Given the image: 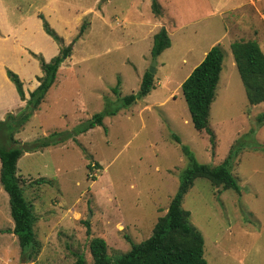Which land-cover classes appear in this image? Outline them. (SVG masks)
<instances>
[{
  "label": "rangeland",
  "instance_id": "obj_1",
  "mask_svg": "<svg viewBox=\"0 0 264 264\" xmlns=\"http://www.w3.org/2000/svg\"><path fill=\"white\" fill-rule=\"evenodd\" d=\"M157 1L159 15L151 0H0L1 121L9 113L20 116L39 83L42 71L32 52L46 60L58 52L39 15L64 44L73 43L39 108L24 123L0 126L2 143L35 148L17 161L40 243L38 255L26 264H71L76 251L90 263L94 237L105 240L111 258L130 249L126 236L133 242L146 239L187 166L182 145L212 166L230 156L240 187L236 192L197 178L184 196L182 206L203 235L207 264H264V121L257 120L264 101L248 102L230 48L234 41L252 39L264 52V2ZM190 2L205 4L210 14L204 8V16L190 22L184 16ZM158 22L171 44L155 59L154 88L106 115L104 125L75 133L94 113L116 110L119 97L139 88L153 59ZM82 24L83 35L72 42ZM218 34L223 36L216 41ZM217 43L224 57L208 117L216 134L212 147L207 133L194 129L180 84L202 52ZM6 69L19 75L24 99ZM12 228L8 195L0 184V264L24 263Z\"/></svg>",
  "mask_w": 264,
  "mask_h": 264
},
{
  "label": "trees",
  "instance_id": "obj_2",
  "mask_svg": "<svg viewBox=\"0 0 264 264\" xmlns=\"http://www.w3.org/2000/svg\"><path fill=\"white\" fill-rule=\"evenodd\" d=\"M151 8L155 15L161 13L157 0H151ZM39 17L42 19L45 33L59 44L58 52L48 60L32 52V55L39 61L42 76L38 79V85L29 92L26 107L20 113L21 115L7 114L5 121L0 120L1 128H4V122L13 123L17 120L19 123H24L27 121L32 112L38 109L44 101L56 79L60 64L72 54L73 43L64 44L63 38L50 27L45 17L43 15ZM84 30L85 26L82 24L72 42L80 38ZM170 44L166 28L160 27L153 34L151 57L156 59ZM230 48L248 102L250 104L263 102L264 52L259 43L252 39L239 40L232 42ZM223 57V48L220 43L211 46L203 59L180 84L194 129L205 131L212 147L216 145V134L208 123V117L215 97ZM6 75L13 83L19 98L24 99L23 82L19 75L10 69H6ZM154 76V73H150L148 69L145 70L139 88L135 92L119 97L116 110L105 108L101 112L94 113L82 127L76 129L75 133H83L97 125H104L103 118L106 115H114L119 110L118 108L131 106L145 97L154 88ZM114 92L117 93V86ZM257 120L264 121V113H261ZM5 139L15 142L12 134H6ZM175 139L177 142L180 141L177 136ZM4 141L0 139V184L8 195L13 220L11 232L17 237L22 255L20 256L24 261L23 264H26L36 258L40 251V243L34 231L36 215L30 201L24 197L20 185L22 179L17 174V161L24 151L28 152V149L31 151L32 146L17 147L2 143ZM48 144L49 142H43L42 146ZM181 149L187 158V166L180 173L177 189L170 199L166 212L157 218L150 235L140 242H133L130 237L126 236L130 242V249L114 258L109 256L105 240L101 237H94L89 242L91 262L88 263L84 254L76 251L73 252L74 261L71 264H207L203 256V235L191 224L190 212L182 206L184 196L197 178L209 180L214 187L222 186L224 189H233L236 192H239L240 187L231 172L230 156L224 158L218 165L212 166L198 162L187 145H182ZM36 180L43 182V178ZM87 233H90L89 229Z\"/></svg>",
  "mask_w": 264,
  "mask_h": 264
},
{
  "label": "crops",
  "instance_id": "obj_3",
  "mask_svg": "<svg viewBox=\"0 0 264 264\" xmlns=\"http://www.w3.org/2000/svg\"><path fill=\"white\" fill-rule=\"evenodd\" d=\"M177 1V0H176ZM236 1V0H235ZM249 3H252V4H255V2H259V1H262V0H247ZM263 2H264V0H263ZM190 4H191V2H190ZM224 5V4H223ZM219 7L221 8V10H222V7L219 5ZM225 7V6H224ZM205 8V15L206 14H210L207 10H206V5L204 4V5H201V6H198L197 5V2L193 5V4H191V6L187 9V11L185 12V14H184V16H187L188 17V19H189V21L190 22H192V23H195V22H198L199 21V19L201 18V17H203L204 16V11H203V9ZM219 13V12H218ZM178 20H179V17H178ZM175 23H176V20H175ZM158 28L160 29V27H162V26H165V25H162L160 22H158ZM158 29V30H159ZM157 30V31H158ZM157 31H155L154 33H156ZM223 36V34H218L217 36H216V41L217 40H219L221 37ZM51 44H53V43H51ZM210 48V47H209ZM209 48L208 49H206V50H204L203 52H202V55H201V57H200V59H198L192 66H191V68L189 69V71H188V73L186 74V77L188 76V74L191 72V70L203 59V57H204V55L206 54V52L209 50ZM47 58V57H46ZM49 58H50V56H49ZM185 77V78H186ZM184 80V79H183Z\"/></svg>",
  "mask_w": 264,
  "mask_h": 264
},
{
  "label": "water",
  "instance_id": "obj_4",
  "mask_svg": "<svg viewBox=\"0 0 264 264\" xmlns=\"http://www.w3.org/2000/svg\"><path fill=\"white\" fill-rule=\"evenodd\" d=\"M155 63H156V62H155V58H153V59H152V62H151V65H150V67H149V69H148L149 72L152 73V74L155 72V68H154Z\"/></svg>",
  "mask_w": 264,
  "mask_h": 264
}]
</instances>
